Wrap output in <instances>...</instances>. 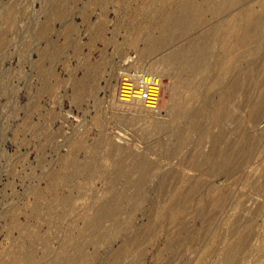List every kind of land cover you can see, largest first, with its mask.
<instances>
[{"label":"rangeland","instance_id":"obj_1","mask_svg":"<svg viewBox=\"0 0 264 264\" xmlns=\"http://www.w3.org/2000/svg\"><path fill=\"white\" fill-rule=\"evenodd\" d=\"M134 73L154 109L118 100ZM241 236L264 264V0H0V264H224Z\"/></svg>","mask_w":264,"mask_h":264},{"label":"built area","instance_id":"obj_2","mask_svg":"<svg viewBox=\"0 0 264 264\" xmlns=\"http://www.w3.org/2000/svg\"><path fill=\"white\" fill-rule=\"evenodd\" d=\"M160 82L146 73H134L123 78L120 83L117 98L120 102L137 100L143 105L157 99Z\"/></svg>","mask_w":264,"mask_h":264},{"label":"bare ground","instance_id":"obj_3","mask_svg":"<svg viewBox=\"0 0 264 264\" xmlns=\"http://www.w3.org/2000/svg\"><path fill=\"white\" fill-rule=\"evenodd\" d=\"M167 63V62H166ZM165 63V64H166ZM137 102V100H134ZM133 102V101H132ZM121 103H129V102H121ZM144 106L148 109H154V102H147L146 104H144ZM258 109L255 111L257 114H258ZM256 116V114H255ZM124 198V197H123ZM106 208V207H105ZM108 208V207H107ZM92 220V219H91ZM247 221V220H246ZM249 223V221H247ZM250 231V229H249ZM235 232V226L233 225V230L231 233H234ZM250 233V232H248ZM247 233V234H248ZM234 235V234H233ZM251 235V234H249ZM250 238V237H249ZM245 241H246V237L245 236H241L235 244H233L232 246H230V248L225 251L224 255H223V263L224 264H235V256L236 254H238L240 252V250L244 247V244H245ZM248 243V241H247ZM81 253V252H80ZM80 256V255H79ZM76 257V256H75ZM78 257V256H77ZM73 258V257H72ZM80 258V257H79ZM74 259V258H73ZM76 259V258H75ZM72 260V259H71ZM79 259H77L78 261ZM76 262V261H75ZM70 263V262H69ZM74 263V262H73ZM237 263V262H236Z\"/></svg>","mask_w":264,"mask_h":264}]
</instances>
